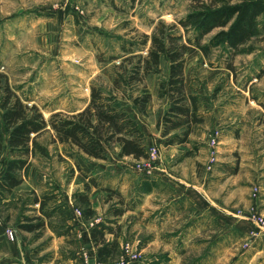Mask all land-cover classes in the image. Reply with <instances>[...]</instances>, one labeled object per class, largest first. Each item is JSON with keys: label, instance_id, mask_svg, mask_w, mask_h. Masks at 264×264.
Returning <instances> with one entry per match:
<instances>
[{"label": "rangeland", "instance_id": "1", "mask_svg": "<svg viewBox=\"0 0 264 264\" xmlns=\"http://www.w3.org/2000/svg\"><path fill=\"white\" fill-rule=\"evenodd\" d=\"M191 7L192 0H0V74L45 119L53 112L70 115L88 102L92 85L105 91L111 88L116 66L122 61L121 46L134 44L132 52L145 56L148 44L142 47V36H150L158 21L176 23ZM263 47L264 37H258L248 43L250 53L232 59L221 49L207 57L193 46L187 51L188 87L202 83V95L207 97L200 112L206 114L211 105L220 118L204 116V124L196 129L210 135L209 146L213 135L218 140V134L211 131L214 121L231 123L227 132L219 126L221 143L217 142L218 150L212 149L215 161L209 170L211 154L206 153L205 142L197 144L193 156V128L187 151L168 148L167 139L160 137V119L168 104L157 96L158 83L167 74L164 60L159 73L147 76L139 92L151 96L145 113L131 104L125 106L148 138L146 146L154 145L159 151L157 168L150 176L161 174V179L140 181L129 194L130 183L113 170L119 159L116 146L107 150L109 163H97L102 173L94 177L91 172L99 169L96 163L51 143L50 133H43L37 141L44 153L30 160L24 178L32 189L14 196L0 194V264H119L120 258L124 264H264V230L249 219L253 213L264 217L253 200L256 194L258 199L264 198V192L259 194L254 188L258 178L253 179L254 174L264 178V127L259 126L264 120ZM208 69L218 72L211 83L204 80ZM248 122L251 124L246 126ZM5 140L3 133L0 176L9 159ZM119 164L130 177L145 176L133 159H122ZM193 171L200 173L215 212L198 210L195 201L184 195L185 188L191 187L176 181L183 175L187 183H193ZM87 178H95L99 188L91 198L97 211L85 220L82 215L72 216L67 203L81 212L73 194L83 189ZM165 180L176 182L185 191L180 193ZM106 187L118 190L134 204L135 215L125 212L114 219L110 214L117 200L115 196L109 199ZM44 194L54 196L45 212L61 206L51 219L30 205L35 196ZM29 218L41 219L44 226L32 233L21 230ZM108 221L119 240L118 254L106 263L97 262L95 254H77L87 243L81 237L80 224L88 229ZM6 229L13 231L14 241L6 238ZM61 235L65 237L62 243L53 241V236ZM113 236L107 234L106 239ZM126 244L131 254H123ZM88 246L94 250L91 243Z\"/></svg>", "mask_w": 264, "mask_h": 264}, {"label": "trees", "instance_id": "2", "mask_svg": "<svg viewBox=\"0 0 264 264\" xmlns=\"http://www.w3.org/2000/svg\"><path fill=\"white\" fill-rule=\"evenodd\" d=\"M263 33L264 0H192L191 10L176 23L158 21L150 36H142V47L148 44L145 56L132 52L134 44L127 48L121 46L122 61L116 66L108 91L92 85L83 109L70 115L53 112L48 119L35 104L29 105L18 96L0 74V149L5 133L9 154L0 176V194L10 195L23 182L30 160L44 153L37 140L46 132L50 133L51 143L66 146L88 159L106 160L107 150L112 146L119 147L117 155L120 158L145 159L144 134L125 106L131 104L141 114L145 113L151 96L139 92L147 76L159 73L161 59L167 63V74L158 83L157 96L165 98L168 104L160 119V137L167 139V146L188 143L192 128L204 122L199 97L186 90L184 67L188 49L191 46L197 48L203 57L221 49L232 59L250 53L252 48H247L248 43ZM228 68L231 69V65ZM121 103L125 105H119ZM179 129H182L181 134L171 136ZM92 188H99V185L95 178H87L82 191L73 194L85 220L94 215L89 201ZM105 191L109 199L115 196L117 200V206L111 208L110 214L114 219L135 209V205H130L118 190L105 188ZM52 199L54 196L46 194L35 196L30 205H37V211L43 213L45 219H51L61 207L45 212ZM35 219L29 218L28 224L20 226L21 230L32 233L44 226L41 219ZM111 221L97 223L89 231L95 258L100 263H106L118 254L119 243L110 226ZM107 234H113V239L107 240Z\"/></svg>", "mask_w": 264, "mask_h": 264}, {"label": "crops", "instance_id": "3", "mask_svg": "<svg viewBox=\"0 0 264 264\" xmlns=\"http://www.w3.org/2000/svg\"><path fill=\"white\" fill-rule=\"evenodd\" d=\"M262 37H264V33L259 38H262ZM260 49H262V47ZM263 49H264V47H263ZM255 51L258 53L259 52V49H256ZM200 55H201V53H200ZM162 60L163 59H161V61ZM194 65H195V63L193 64V66ZM204 66L206 67L205 62H204ZM188 67L189 66L187 64V61L185 60L184 77H185L186 90H187V93L194 94V95H197L199 97L200 104H201V108H200V111H201L203 109V107H205L204 106V104H205L204 101L207 100V97L204 96V95H202V91H203L202 86H201L202 83L199 84V83H196L195 82L193 84L192 88H189L188 87L189 84H187V79H186V72H187V68ZM216 70L217 69H208L207 72H204L205 73L204 80H206V82L210 81V83L213 82L214 79H215V77L218 75V72H215ZM86 104H87V102L84 104V106L81 109H83L86 106ZM208 108H209V110H207V113L206 114H204V111L201 112V115L203 117L204 116H207V115L210 117L212 115L214 117V118H212V120H218V119H220V118H218L216 116L217 115V112H216L217 110L215 109L214 106H213V108H211V105H209ZM81 109L76 110L74 112L80 111ZM221 120H224V119H221ZM229 123L230 122H226L225 120L223 122H221V123L220 122H216L215 123V121H214V124H213V126L211 128V131L212 132L215 131L218 134V140H217L218 144L221 143V141H220L221 132H223V130H221L219 128V126L221 125V127H223L224 131H226V129L230 128L229 127L230 126ZM203 124H204V122H203ZM203 124L193 127V156L196 153L195 149L198 147L197 144H200L202 142H205L206 143V146H207L206 153L208 154L210 152V148L208 146V139H209L210 135L209 134H206L205 135V133L201 129H196V127H201ZM250 124L251 123H249V122L248 123H245L246 126H249ZM259 126L264 127V120H263V122H261V125H259ZM191 135H192V132H191L190 136ZM190 136H189V142L188 143L179 144V145H169L168 148H170V149L176 148L178 150L187 151L189 149L188 147L190 145ZM144 137H145V135H144ZM254 141H255V143L253 142V145H256V140H254ZM147 143H148V138H145V140H144L145 146L147 145ZM218 144L215 147L216 150H218L217 149L218 146H219ZM115 151H116V154H118V151H119V147L118 146H116ZM117 157H118V155H117ZM118 158H119L118 159V162H116L115 165L113 164V167H114L113 170H115V174H117L119 176L122 175V179H124V182H126L128 180V182L131 185L130 186V192H129V194H132L133 193V189L139 184L140 181H144V182H155L159 178L161 179V177H162L161 174H154L153 176H146L145 175L141 179H139L138 177L137 178L130 177V176H128V174L126 173V171L122 169V166H121L122 164L120 165L119 163H120V161L122 159H125V160L127 159L128 160V159H133V158H131V157H121V158L118 157ZM89 160H91L94 163H96V165L99 167V169L97 168L96 171L91 172V173H93V176L94 177L95 176H98V175H100L102 173V171L100 170L101 165L100 164H97L98 162H103V163L104 162L105 163L108 162L109 163V160L108 159H106L104 161L92 160V159H89ZM102 167H105V166H102ZM200 178H201L200 177V173L196 174L195 171H193V183H187L185 181V176L179 175V177L176 178V181H178L180 185L183 184L185 186L191 187V189L185 188L186 191H185V189L183 190V188L181 186H179L176 182H169L168 180H165V181L169 182L170 185L175 190H177V191L180 190V193H182V192L185 191V194L184 195H188V197L190 196V199L192 201L193 200L195 201L194 203H195L196 207L197 208L199 207L198 210H200L202 208H205L210 213H213V212H215L214 211V208H213L214 207V202L204 192V183L201 182V179ZM257 178H258V185H255V186L253 185V186H254V188L257 189V192L259 194H262L264 192V178L262 176H259L258 177L257 175L254 174L253 175V179L254 180H257ZM27 184H28V182H27ZM27 184H26V180L24 179L23 182L18 187H16L15 189H13V191L11 192L10 195H13L14 196V195H17V194H19L21 192H24V191H27L29 189H32V188H30V187H32V185L31 184H28L27 185ZM106 188H110V187H106ZM110 189H112V188H110ZM79 191H82V190H79ZM95 191H96V189L93 188L91 190V192L89 193V201L91 202V206H92L91 208L93 209V211L94 210L97 211V208L95 206V203H93V201L91 199L92 196L96 195L95 194ZM66 195H67V193L65 195H63V197H62V198H64V200L67 197ZM256 195H258V194H256ZM256 195L253 197V200L255 201L254 203L256 205V209L259 210V212H261L262 214H264V198L258 199V197ZM147 196L150 197V195H147ZM35 206H37V205H35ZM67 209L70 211L71 215L74 216V209L72 208L71 204H69V202L67 203ZM126 213L129 216L130 215H135L134 210L127 211ZM66 222L69 223L68 220ZM94 222L96 223V221H94ZM82 224L83 223H81L78 228L82 230L81 237L83 238V241H86L87 243L84 246L79 247L80 249H79V251H78L77 254H95V250H93L92 248H90V246H88V243L89 244L91 243L90 242V239H89V231L92 228V226H90L88 229H86L87 226L86 225L84 226ZM64 239H65L64 235H61L60 237L53 236V241H55V242L58 241V243H62L64 241ZM117 241L119 243V240L118 239H117Z\"/></svg>", "mask_w": 264, "mask_h": 264}, {"label": "built area", "instance_id": "4", "mask_svg": "<svg viewBox=\"0 0 264 264\" xmlns=\"http://www.w3.org/2000/svg\"><path fill=\"white\" fill-rule=\"evenodd\" d=\"M216 134L213 135L210 138V158L208 165L206 169H210L212 166V163L215 161V153L212 151L213 148H215L217 141H216ZM159 161V151L157 147L154 145H149L146 147V158L145 159H140V160H135V167L138 171H141L144 175L150 176L153 173V170L157 168V164ZM74 216L75 217H81V212L79 210H74ZM250 221H252L258 228L264 230V217L259 216L257 214H251L249 217ZM5 236L9 241H14L15 240V235L11 229H6L5 230ZM123 254H131L130 249L128 245L126 244L123 248ZM134 257V256H133ZM132 257V258H133ZM123 258H120L119 264H124Z\"/></svg>", "mask_w": 264, "mask_h": 264}]
</instances>
